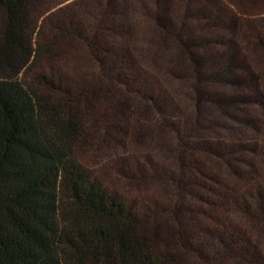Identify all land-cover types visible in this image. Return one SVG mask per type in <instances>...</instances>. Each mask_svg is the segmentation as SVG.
Instances as JSON below:
<instances>
[{
    "label": "trees",
    "instance_id": "16d2710c",
    "mask_svg": "<svg viewBox=\"0 0 264 264\" xmlns=\"http://www.w3.org/2000/svg\"><path fill=\"white\" fill-rule=\"evenodd\" d=\"M49 1L0 0V264H168L159 243L194 248L187 231L201 212L224 219L215 258L248 246L243 227L264 224V186L223 201L228 185L206 172L198 154L226 155L192 137L208 129L215 110L229 117L230 109L264 99L204 91L210 83L259 84L251 69L235 77L242 43L264 55V20L249 17L264 13V0H57L54 6L70 2L40 21ZM219 29L237 34L226 55L213 49ZM164 47L174 69L162 80L142 53ZM143 111L150 133L174 145L165 164L134 158L130 178L165 187L136 203L88 170L81 150L92 128L128 123Z\"/></svg>",
    "mask_w": 264,
    "mask_h": 264
},
{
    "label": "rangeland",
    "instance_id": "374dc122",
    "mask_svg": "<svg viewBox=\"0 0 264 264\" xmlns=\"http://www.w3.org/2000/svg\"><path fill=\"white\" fill-rule=\"evenodd\" d=\"M56 1H49L45 8L53 7L43 14L40 21L72 0L54 6L53 3ZM249 17L253 20H264V13ZM236 36L237 34L233 31L219 29L217 38L215 37L216 46L213 47L214 51H220V53L226 55L233 47ZM242 47L244 50L239 55L245 53V61L243 69L238 71L235 79H238V81L243 80L248 75V70L251 69L261 76L259 84L253 88L242 89L210 83L204 86L206 93L210 92L221 97L234 98L241 96L258 100L264 97V55L260 53L259 56L255 57L248 50V45L242 43ZM142 56L149 57L153 62L151 63L153 67L151 72L155 77L162 79L165 71L174 69L173 55L169 52V49L165 48V50L162 49L156 53L146 49ZM179 85L183 84L177 83V90H179ZM178 94L184 98L183 100H186L184 92L182 94L179 91ZM263 100L259 104H247L240 106V108L230 109L231 116L229 117H225L223 112L215 110L213 119L206 122L209 126L208 129L201 130L199 134L192 137V141L205 142L208 147L211 145L221 146L220 154L226 155L224 158L216 154L209 156L210 153L207 154L204 150L199 152L198 158L200 162L204 163L207 173L219 177L223 183L228 185L229 195L223 201H228L230 205L236 200L237 194L251 184L261 183L264 186V155L262 154L264 149ZM148 114V112L143 111V113L133 114L128 123L118 122L111 125V123L106 122V126H102V123L98 128H92L89 131L91 138L81 150L83 162L88 170L96 176H105L107 185L110 188L119 192L125 199L136 203L153 198L155 195H161L165 187L157 180L130 178L129 176L132 174L129 172L132 170L131 163L134 165V158L139 154L150 155L156 163L165 164L164 152L174 145L169 140L170 137L164 138V144L160 141L161 138L158 135L150 133L148 128L151 129L152 120H146ZM178 119L182 121L181 118ZM141 123L146 126V130H139ZM108 124L110 126L107 133ZM144 166L150 167L147 163ZM190 202L192 201L190 200ZM204 203L192 204L204 209L211 208L209 205L207 206V203ZM233 216L234 213H231L229 217L232 218ZM192 218L194 222L187 233L194 238L193 245H191L194 248L182 247L176 242V239L175 241L167 239L165 242L159 243L160 250L169 253L170 261L168 264H264V224L251 228L249 226L243 227L247 232L249 245L237 246L235 250L225 253L226 255L223 253L224 257L215 258L217 255L215 250L218 244L215 234L217 230L222 229L221 225L224 219L221 221L218 218V221V219H214L204 212ZM167 241L169 243H166ZM199 249L205 255L214 257V261L209 262L206 258L201 257L197 252ZM242 253H245L248 257H243Z\"/></svg>",
    "mask_w": 264,
    "mask_h": 264
}]
</instances>
